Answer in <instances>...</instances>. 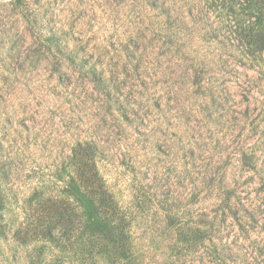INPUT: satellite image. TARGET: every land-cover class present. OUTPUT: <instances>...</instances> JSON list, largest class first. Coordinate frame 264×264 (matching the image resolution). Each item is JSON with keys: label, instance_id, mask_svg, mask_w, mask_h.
Segmentation results:
<instances>
[{"label": "rangeland", "instance_id": "obj_1", "mask_svg": "<svg viewBox=\"0 0 264 264\" xmlns=\"http://www.w3.org/2000/svg\"><path fill=\"white\" fill-rule=\"evenodd\" d=\"M250 7L0 0V264H264V21ZM87 153L128 259L27 228L47 199L87 194Z\"/></svg>", "mask_w": 264, "mask_h": 264}, {"label": "trees", "instance_id": "obj_2", "mask_svg": "<svg viewBox=\"0 0 264 264\" xmlns=\"http://www.w3.org/2000/svg\"><path fill=\"white\" fill-rule=\"evenodd\" d=\"M245 1L258 12V22H263L264 0ZM261 27L264 32V22ZM259 42V48L264 50V36ZM83 160L80 176L90 189L87 194L79 193L75 204L47 199L48 217H39L36 222L28 223L27 228L30 226L31 231L42 238L52 239V230H55L52 225H59L64 230L62 236H66L67 240L75 238V243L83 248L89 247V252L97 245L103 254L112 259H128V236L124 231L123 217L111 195L104 190L90 155L87 153Z\"/></svg>", "mask_w": 264, "mask_h": 264}]
</instances>
